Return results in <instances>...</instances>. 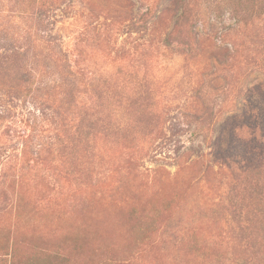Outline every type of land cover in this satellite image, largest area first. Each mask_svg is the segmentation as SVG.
<instances>
[{
    "label": "rangeland",
    "instance_id": "rangeland-1",
    "mask_svg": "<svg viewBox=\"0 0 264 264\" xmlns=\"http://www.w3.org/2000/svg\"><path fill=\"white\" fill-rule=\"evenodd\" d=\"M188 1L0 0V264L247 261L264 2Z\"/></svg>",
    "mask_w": 264,
    "mask_h": 264
},
{
    "label": "trees",
    "instance_id": "trees-1",
    "mask_svg": "<svg viewBox=\"0 0 264 264\" xmlns=\"http://www.w3.org/2000/svg\"><path fill=\"white\" fill-rule=\"evenodd\" d=\"M261 1L264 2V0H242L245 5L243 8L244 12L246 10L253 12L260 6ZM177 2L183 4L182 9H187L191 5V2L188 0H177ZM232 13L234 18L238 16L237 12ZM187 21V14L184 11L179 16L178 22L180 23L178 24L183 25ZM238 21L240 22L241 20ZM250 170L259 171L258 173L262 174L264 172V162H258L254 166L242 171L248 173ZM262 190V186L254 188L252 192L257 191L258 195L254 197L252 196L254 193H252L249 196L250 199L246 200L244 198L242 203H240V199H230L232 219H242L241 224L239 222V237L244 243V247L251 252L246 262L243 261L238 264H264V194ZM260 194L262 195L260 196Z\"/></svg>",
    "mask_w": 264,
    "mask_h": 264
}]
</instances>
